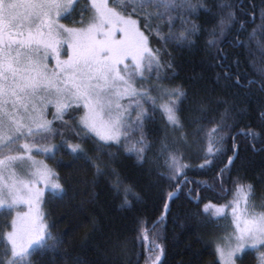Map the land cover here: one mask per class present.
<instances>
[{
    "label": "snow or ice",
    "instance_id": "snow-or-ice-1",
    "mask_svg": "<svg viewBox=\"0 0 264 264\" xmlns=\"http://www.w3.org/2000/svg\"><path fill=\"white\" fill-rule=\"evenodd\" d=\"M199 45L231 99L213 105L205 90L177 83L174 52ZM241 89L264 94V0H0V264H86L39 205L45 191L63 200L104 179L130 208L141 196L115 166L120 153L159 186L163 212L151 227L137 220L140 251L117 239L95 264H162L156 226L185 192L196 209L187 215L212 230V264H244L250 253L264 264V196L257 203L256 185L236 168L242 143L264 152V102L253 127ZM60 151L71 157L57 161L67 175L33 155ZM194 167L208 179H190Z\"/></svg>",
    "mask_w": 264,
    "mask_h": 264
},
{
    "label": "trees",
    "instance_id": "trees-1",
    "mask_svg": "<svg viewBox=\"0 0 264 264\" xmlns=\"http://www.w3.org/2000/svg\"><path fill=\"white\" fill-rule=\"evenodd\" d=\"M258 3V0H256ZM79 17H77L78 19ZM63 23L71 25L70 20H62ZM179 66L177 67V83L183 82L186 87L191 89L193 86L207 92L209 100L215 105L218 99H231V96L216 82V73L221 71L219 68L208 66L207 54L202 45L190 52H174ZM256 59V57L250 58ZM247 67V66H246ZM251 72V68H248ZM258 88V85L255 86ZM241 96L237 102L241 106H246L250 111V119L253 127H256V115L259 105L264 102V94L254 91L250 95H245V90L241 89ZM222 108V106H221ZM157 121H160L157 115ZM247 121H245L246 123ZM243 127V124L241 125ZM56 140L60 141L57 136ZM244 140L243 137L240 138ZM75 142V141H72ZM246 143V142H245ZM257 148L261 145L257 143ZM111 151L115 152L113 148ZM231 155V153H229ZM71 157L66 151L57 152L55 157L49 159L54 170L61 175H67L68 168L57 164L58 160H69ZM192 165H198L202 161L192 158ZM82 163V162H81ZM79 167V165H77ZM126 177V183L133 185V190L140 194L141 200H132V206L121 207L123 195H114L107 181L101 179L95 189L89 187L85 193L83 185L76 193L69 192L63 200L52 199L47 194L43 203L46 223L55 221L54 232H65L67 243L65 247L72 256H81L86 264H95L105 259V252L111 247L112 242L119 239L127 241L129 249L135 248L140 251V244L135 238L137 236V220L143 219L151 222L157 221L163 212V202L159 199V186L153 185L147 178L143 170L136 166L135 157L127 156L123 153L118 154L117 164L115 165ZM236 168L241 175L247 176V181L256 185V202H260V197L264 196V185L259 183V177L264 173V152H253L250 147H245L242 143L240 158L236 161ZM91 178L92 172L84 165L81 176ZM189 178L193 180H206L208 174L202 170L193 168L188 172ZM237 172L233 171L235 177ZM154 178V177H153ZM164 187L167 189L166 183ZM171 190V189H167ZM98 193L95 201L89 202L91 192ZM206 197H211V192L203 193ZM178 199L172 205L171 215L166 220L159 222L156 230L159 231L160 243L165 244V255L162 257V264H212L215 257L212 255L214 245L209 243L211 229L202 225L197 218L187 215L188 211H195V204L190 202L185 193H178ZM231 199V196L228 197ZM225 201H220L224 203ZM207 203V200L203 201ZM203 203L201 207H203ZM215 203V201H213ZM230 216L231 209H228ZM4 217L0 216V228H3ZM221 225H226L228 221L220 220ZM88 238L85 242V238ZM83 243V246L82 245ZM252 253L244 260V264H254ZM34 260L40 264H46V259L35 256ZM141 264L143 258L141 257ZM240 264V261H238Z\"/></svg>",
    "mask_w": 264,
    "mask_h": 264
},
{
    "label": "rangeland",
    "instance_id": "rangeland-1",
    "mask_svg": "<svg viewBox=\"0 0 264 264\" xmlns=\"http://www.w3.org/2000/svg\"><path fill=\"white\" fill-rule=\"evenodd\" d=\"M61 23H63L62 20H61ZM49 119H51V117ZM52 143H59V141L55 139V140L52 141ZM33 155L35 156V159L36 160L42 161L43 163L47 164L49 167L53 168V166L51 165V163L49 161V159L51 158V155H47L46 156V155H43V154H36V153H33ZM20 175L23 176L25 179H27V177L24 176V173L23 172H21ZM40 187L43 188L44 187L43 184H41ZM47 194H50V193L48 191H45V196H44L41 204L39 205V210H40L41 214H44L43 203H44V200H45V197H46ZM28 210L29 209H28L27 205H21V206H19L16 209V211H19L21 213L28 212ZM257 210H259V209H257ZM13 214H15V213H13ZM45 223H46V221H45ZM237 264H238V261H237Z\"/></svg>",
    "mask_w": 264,
    "mask_h": 264
},
{
    "label": "flooded vegetation",
    "instance_id": "flooded-vegetation-1",
    "mask_svg": "<svg viewBox=\"0 0 264 264\" xmlns=\"http://www.w3.org/2000/svg\"><path fill=\"white\" fill-rule=\"evenodd\" d=\"M52 63H54V60L52 61ZM49 118H50V116H49Z\"/></svg>",
    "mask_w": 264,
    "mask_h": 264
}]
</instances>
